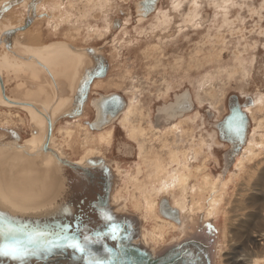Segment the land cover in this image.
Returning a JSON list of instances; mask_svg holds the SVG:
<instances>
[{
    "label": "rangeland",
    "instance_id": "374dc122",
    "mask_svg": "<svg viewBox=\"0 0 264 264\" xmlns=\"http://www.w3.org/2000/svg\"><path fill=\"white\" fill-rule=\"evenodd\" d=\"M5 1L0 0V6ZM37 1L36 10L37 7L38 10L43 7L40 12L45 10L44 12L51 13L36 17L29 28L16 33L20 45L23 44L30 48L31 46H46L55 43L54 40L58 42L64 40L75 47H83L91 43L94 47L100 48L109 61L111 60L109 71L111 68L112 70L107 79L97 82L96 86L103 87V90H96L95 95L101 92H105V94L121 92L127 100V106L133 103L136 105L141 103L143 108H147H145L146 112L149 113V115L147 114L148 119L143 117L142 120L145 127L150 124L151 121L149 122V120L152 113L157 114L160 107L174 102L177 95H180L184 90L192 93L195 103L197 102L196 98L201 97L203 99L202 103L196 104L192 114L187 115V117L189 116L187 119L189 125H185L187 128L193 129L197 140L211 138L213 133L217 131L215 123L223 119L228 113L229 99L232 95H237L241 103L251 98L252 103L255 100L257 103V98L261 97V100L264 98V0H159L154 14L151 13L152 16L144 17V19L142 16L133 19L131 13V15L123 16V13L116 10L117 8H130L134 0H114V7L109 9L111 14L105 16L107 19L101 11L96 14V10H94L91 18L85 20L86 22L84 19L82 21L74 20L72 26L63 24V26L60 25V28L56 27V24L52 25L53 20L59 21L58 16H54L55 11L51 10L54 6L44 5L40 8L42 2L43 4L53 3L54 0ZM24 3H22L23 5L18 4L2 14L3 22L12 24L25 22L30 17L27 16V11L29 9L35 10V7L30 4V1L27 3L26 0ZM32 11L29 13L32 14ZM196 11H198L197 22H186V19ZM164 12L170 14L171 18L165 16ZM167 17L168 20L170 19L169 21H167ZM115 18L121 21L117 26L114 24ZM77 19L81 20L80 16ZM94 19L96 20L94 21ZM171 19L173 24H171ZM74 26L81 28V33L78 36L64 33L67 29L70 31L69 28ZM106 28L108 31L105 30ZM48 32L49 34H46ZM15 41L17 40L15 39ZM9 49V46L0 47V55H3L6 50H11ZM3 56L0 57L1 60ZM18 80L20 79L18 78ZM15 84L17 83L14 81L7 89L14 87ZM255 103L253 106L256 105ZM257 106L264 107V103L263 105L257 104ZM257 106H247L245 110L250 116L254 114L258 119L261 116L263 119L264 110H259ZM9 107L3 105V108H0V124L12 127L23 126L25 132L23 131L22 138L28 140L31 137L28 116L20 109L12 107L10 109ZM207 110L213 112L214 115L208 118ZM77 122L73 125L72 120H61L54 131L57 136V145H61L59 142L70 145L68 150L64 151L67 152L70 159L75 160L82 156L88 145L90 147L94 145L91 143L86 146L81 145L79 143L81 138L77 137L78 130L82 128L81 131L84 134L82 137L90 139L97 137L99 133H91L85 136L87 130ZM122 123L121 117L117 118L116 123L111 126L116 129L114 140H112L113 144L103 145L101 147L103 151L100 149L113 161L118 172L117 175H120L118 176L120 178L118 189L123 187L121 178L124 172L120 173V171H124L125 168L128 170L136 168L139 161V142H141L131 140L127 129H125V124ZM253 124L250 125L251 130H249L247 142L250 141L251 134L254 132ZM66 128L75 131L73 141L68 138L63 140L62 137L65 135L63 136L62 131H66ZM217 136H215V140H217ZM184 138L188 147L189 137ZM215 140L213 137L211 138V141L206 145L205 152L196 162L198 161L197 164L204 163L207 156L209 158L208 171L212 175H221L222 179H233L229 183L230 188L227 189L226 200L218 212L215 223L219 230L217 264H250L251 260L257 264H264V241L261 236L264 233V209L262 205L259 206L260 202L255 201L253 197L255 194L264 193V183H256L260 180V176H256L258 180L255 182L256 178L246 173L253 172V170L250 171L253 164H250L248 169L242 170L236 179L234 175L236 167L232 166L229 171L225 169L227 164L224 161V156L227 145ZM129 142L131 144L129 146L132 148L131 153L128 154L125 144L127 145ZM82 146L85 148L83 149ZM106 146L108 148H105ZM124 147L127 150H124ZM163 154L167 157L165 151ZM127 156H130L128 161L125 159ZM261 157L263 160L258 165L260 169L264 168V152ZM173 167L175 168V166ZM130 193H132L131 190ZM236 205L238 208L234 211L235 208L233 207ZM128 210L132 212L130 208ZM259 210L260 212L257 213ZM255 213H260L261 219H257ZM139 215L141 214L139 213ZM151 224L146 222L143 227L149 230ZM177 236L179 235L176 237L173 235L172 238H177Z\"/></svg>",
    "mask_w": 264,
    "mask_h": 264
},
{
    "label": "water",
    "instance_id": "95a60500",
    "mask_svg": "<svg viewBox=\"0 0 264 264\" xmlns=\"http://www.w3.org/2000/svg\"><path fill=\"white\" fill-rule=\"evenodd\" d=\"M25 1L7 0L0 6V17ZM158 1H136L138 15L148 17L158 6ZM32 2L34 0H30L31 5ZM43 15L36 13L21 25L17 23L19 26L15 25L11 31L0 35V44L7 34L14 35L27 29L36 17ZM55 45L68 47L81 55L83 60V70L73 84L71 101L62 113L52 114L50 104L41 105L37 102L46 111L44 114L35 100L8 98L5 78L0 71L2 98L6 106L20 109L28 116L29 140L42 137L38 134L39 129L45 128L42 141L40 137L37 141L29 142L22 141L19 131L25 132L23 126H0V158L8 159L0 161V253L9 248L19 249L15 256L0 254V264H217L219 232L212 220L194 218L196 221L188 225L182 237L159 246L146 243L142 238V218L130 211L122 212L115 205L113 193L120 178L113 171V161L102 151L88 154L80 161L70 160L50 146L57 141V136L53 134L57 124L83 114L91 84L96 79H104L111 66L104 52L92 45L75 47L63 40L39 48L48 49ZM186 93L190 97L188 110L192 112L196 103L192 93L188 90ZM182 95L176 97L171 105ZM232 98L235 100L232 114L218 125L225 126L221 127L222 135L226 134L224 139L236 146L239 140V144L245 142V132L235 133L234 129L239 124L235 114L238 110L243 116V126L248 124L249 117L242 111L238 96ZM115 103L109 97L101 105L104 108L98 119L102 123L107 117L103 112ZM164 108L165 105L158 109L155 119ZM33 109L40 113L33 114ZM120 110L110 114L116 117ZM178 110L175 109V112L181 116ZM87 123L91 129L100 127L96 120ZM50 161L58 177H50L51 184L41 191L34 194L31 191L26 195L18 191L21 184L10 183L9 178H15L16 174L27 179L31 177L33 182L42 181L48 170L46 164H50ZM55 165L59 170L55 169Z\"/></svg>",
    "mask_w": 264,
    "mask_h": 264
},
{
    "label": "bare ground",
    "instance_id": "6f19581e",
    "mask_svg": "<svg viewBox=\"0 0 264 264\" xmlns=\"http://www.w3.org/2000/svg\"><path fill=\"white\" fill-rule=\"evenodd\" d=\"M66 1L67 2L65 1L62 2L61 0H54L53 3L43 4L42 2L43 5L42 4L40 5V8L41 6L44 5L54 6L53 9L51 10L55 11L56 14H54V16L57 15L59 21L53 20L52 25L56 24V27L58 28H60V25L63 26V24L72 26L74 20L82 21L84 19L85 21L87 19H90L92 16V12L94 10H96V14L97 12L101 11L105 17L106 14L107 15L111 14L109 9L114 7L113 2H115L114 0H66ZM37 2H38L37 0L35 2H32V6L34 7ZM27 3H29V1H27ZM42 8L40 10H42ZM156 8L151 13H153L156 10ZM29 11L31 12L32 10L29 9ZM59 12L60 14H58ZM45 15L48 14L46 13ZM164 15L169 16L170 14L164 12ZM197 15H198V11H196V13L194 12L191 16L188 17V19H186V22L190 23V21H192V23H196ZM78 16H80L81 20L77 19ZM142 18L144 19L143 16ZM169 18L171 17L169 16ZM62 20L63 22H61ZM95 20L96 19H94V21ZM169 20L167 17V21ZM116 22L119 21L117 20ZM6 24H5L6 26H4L5 33L8 32L10 29L14 28L15 25H17V24H12L10 22ZM164 24L166 23L164 22ZM171 24H173L172 19H171ZM19 25H21V23ZM76 26L69 28L70 31L68 29L67 30L65 29L66 31H64V33L71 36H78L81 33L80 31L81 28ZM105 30L108 31L107 28ZM72 31H74V34H72ZM100 33L102 32L100 31ZM0 35L2 34L0 33ZM94 35L96 34L94 33ZM10 36L7 35V37L9 38L5 37L3 39L4 40L3 42L6 44L7 47L9 46L11 50L10 49H9L10 51L6 50V52L3 53V55L6 54L5 56L7 57L3 56L2 54L0 55V57L3 56L2 60L0 59V71L2 72L5 78L6 93L8 98L12 100H17V99H29L33 101L35 100L36 101L35 103L40 108V112L44 114H46V111L42 110L38 103H40L41 105L50 104V109L52 110V114L62 113L71 101L73 84L76 82L78 75L81 74L83 70L82 56L71 51L68 47H62V46H58V48H56L58 50H55V47H49L48 49H41V50L38 48H36V50L30 49L29 52L26 51L20 45L19 43L20 41H18L19 38L18 36H16V34L15 36H11V37ZM15 39L17 41H15ZM3 42L0 44L1 48L6 47ZM58 44L61 45L62 43H58ZM45 53L48 54L46 55ZM18 78L20 80H18ZM14 81L17 84H15L14 87L9 88L8 90L7 87L10 86V84L13 83ZM182 94L183 95L178 99V101L174 105H171V103L168 105L165 104V108L163 110H160L159 116L155 119L156 122L155 126H153L151 122L146 127L144 126L142 120L145 117H147L148 119L147 114L149 115V113L146 112L147 108L145 106L144 107L146 109L143 108L141 103H137L138 105L133 103L130 106H127V108L125 107V110H122L123 113L120 115L121 121L123 122L122 124H125L126 126L125 129H127L128 136L131 138V140H135V141L137 140L141 142H139L140 143L139 161L137 162L136 168L132 170L131 169L128 170L125 168L124 171L122 170L120 171V173L124 172V175L121 178L122 181L121 183L123 187L118 189L120 184L119 186L116 187L113 193V199L116 200L117 203L114 201L115 205L118 206L119 210H121L122 212H128L129 211L128 208H130L133 213L138 215L139 213L141 214L139 216L142 218V238L146 243L150 242L154 246H159L167 243L168 238L172 234L174 235V237H176V235H179L177 236L178 238L185 235L188 229V225L196 221L194 220V218L196 219L204 218L205 220L206 219L212 220L215 224L218 218V214H219L218 212L223 207L224 202L226 200V192L227 189L230 188L229 183L231 180H233L232 178L227 179L225 177H224L225 179H222L221 175L220 176L212 175V173L208 171L209 158H207V156L205 158L206 161L204 163L197 164L198 161L196 162V160L199 159L200 156L205 152L206 145H208V143L211 141V138L213 137V139L215 140V136H217V131L213 133V135L211 134L212 135L211 138H201L200 140H197L195 138L193 129L187 128L185 126L187 124L189 125V123H187L188 122L187 119L189 116L187 117L186 114L189 113L188 100L190 97L186 92ZM178 96L179 95H177V97ZM2 97L3 94L0 90V108H3V105H5L6 103ZM196 100H197L196 104H200L203 102V99L201 97H198V99L196 98ZM260 100L261 97L257 98V103H255L256 100L252 103V98H251L250 103H245V104L248 107L250 106L256 107L257 104L263 105L264 98L263 100L261 101ZM254 103L256 104L255 106H253ZM126 105H128L127 100H126ZM44 108L46 107L44 106ZM171 108L173 109V111H171ZM177 108H179L178 111L182 113L181 116L178 113L176 114L175 109ZM33 110H34L32 111L33 114L40 113L37 112L35 109ZM259 110L261 111L264 110V107L260 106ZM82 115H79L75 119H68V120H72L73 125L78 120L77 123L82 124V126L85 127V130H87V132H85V136L91 133L95 134L91 130L100 131V129L101 130L103 129L104 125L111 123L114 120L111 119L107 122L102 123L101 119H98L97 121L98 124H100V127L97 129L90 130L87 127V125L82 122L81 120V117H83ZM185 115L186 117H183ZM250 120H251V125L254 123L253 124L254 132L251 134L250 141H248L246 145L243 146L244 148L239 153V155H237L232 166L237 168L234 174L235 178L237 179V176L240 175L242 170L248 169V166L250 167V164H253V168L250 170V171L253 170V172L250 173L246 172V173L251 177L254 176V178H256V176H260L261 177L260 180L256 182V180H258L257 177L255 179V182L264 183V168L262 169L258 168V165L263 160L261 156L262 153L264 152V118L262 119L261 116L260 119H258L254 114H252L250 116ZM0 126H9V125L0 124ZM67 130L68 129L66 128V131L65 130L62 131L63 136L65 135L64 137H62L63 140L64 139L66 140V138H68L73 141L74 140L73 137L76 134L75 131L71 129L68 130L67 132ZM81 130L79 129L77 134V137L81 138V141L79 143L83 146L88 145V143L94 145L93 147H90L88 145L87 146L88 148L86 149L85 152H83L82 156L78 159V161L82 160L88 154H93L94 152L95 153L101 152L102 150L101 147L103 145L112 144L113 132H114L113 127L106 128L105 130H103V132L102 131L99 132L97 137L91 139L88 137H82V135L84 134L82 133ZM44 131H45L44 127L39 129L38 134L39 135L41 134L42 137L41 136H40L41 138L34 137L31 138L30 140L28 138V141L29 142L37 141L39 138L40 141H42ZM19 132L22 135L23 131H19ZM248 133L249 132L246 131L245 140L246 139L249 140ZM53 134H55V132ZM184 137H189L188 147H187V141L185 140ZM170 138H172V140H170ZM57 143L52 142L50 146L55 148L61 156L64 155L68 157V159H70L67 152L64 151V150L67 151L70 145H64V143L59 142V144H61L60 147L59 145H57ZM79 143L77 142V144ZM127 145L129 146L131 144L128 143ZM127 145L125 144L126 148ZM84 148L85 147H83V149ZM105 148L108 147L106 146ZM164 151L166 152L167 157L165 156V154H163ZM2 160H8V159L1 157L0 161ZM28 163L29 162L27 161V164ZM46 165L48 167V170H46L45 178L42 181L33 182L31 177L30 179L29 178L27 179L24 178V176L22 177L21 175L18 176V174H16L15 178L14 177L9 178L10 183L21 184V189L18 191L26 195H29L31 191L32 194H34L36 191H41L45 186L51 184L50 177H55V176L58 177L57 173H55L54 170L52 169L54 166V164H52V161H50V164L47 163ZM173 166H175V168ZM55 169L59 170L57 165H55ZM225 169H229V167H225ZM115 173L118 174L117 172ZM78 175H83V174L78 173ZM18 177L20 179H18ZM12 187L16 189L13 185ZM130 190L132 191V193H130ZM180 197H182V199H180ZM253 197L255 201L258 200L260 202L259 206L262 205L264 209V193L262 192L261 194L259 193L255 194L253 195ZM172 208L175 209L171 211ZM233 208H235L234 209L235 211L238 208V206L236 205ZM258 212H260V210L257 211V213ZM257 213H255V215H257L258 218L257 217L255 218L261 219L260 213L259 214ZM146 222L152 223L151 228L149 230L143 227V225ZM261 236L264 241V233H262ZM250 264H257V262L254 263V260H251Z\"/></svg>",
    "mask_w": 264,
    "mask_h": 264
},
{
    "label": "flooded vegetation",
    "instance_id": "af4514ba",
    "mask_svg": "<svg viewBox=\"0 0 264 264\" xmlns=\"http://www.w3.org/2000/svg\"><path fill=\"white\" fill-rule=\"evenodd\" d=\"M137 0H134V2L131 4V6H130V8H128V7H126V8H117L116 10H118V11H120V13H123L122 15L123 16H125V15H131L132 14V16H133V19H138V18H140V16L138 15V11H137V9H136V5H135V2H136ZM139 1V0H138ZM131 7H132V10H131ZM130 9V10H129ZM131 13V14H130ZM154 14V13H153ZM150 16H152V14L151 15H149L148 17H150ZM119 19V18H118ZM117 20H116V18L114 19V24H115V26H117V25H119V22H121V21H119V22H116ZM91 46V43L90 44H88L87 46ZM93 46V45H92ZM108 58V57H107ZM109 60V59H108ZM110 62V65H111V60L109 61ZM111 70H112V68H111ZM111 70L109 71V72H111ZM108 75H109V73H108ZM108 75L104 78V79H107L108 78ZM104 79H96L92 84H91V88H90V93H89V96H88V100H87V102H86V104H85V106H84V111H83V119H82V122L84 123V124H86L87 125V127L91 130V128H90V126L88 125V123L87 122H93V121H97L98 120V118L101 116V114H102V109L104 108H101V105H104V102H105V100L107 99V98H109V97H112L115 101H116V103L115 104H113V106H111V105H109V107H107V111L106 112H103V113H106V118H105V121L104 122H107V121H109V120H111V119H114L111 123H108V124H106V125H104V127H103V129L101 130L100 129V131H98V130H91L92 132H94V133H96V132H101V131H103V130H105L106 128H108V127H111L112 126V124H114V123H116V120H117V118H119L118 116H120L122 113H123V111L122 110H125V107L127 108V105H126V98H125V96L121 93V92H111V93H106L105 94V92H101V93H98V95H95V93H96V90H103V87H101V86H96V83L98 82V81H101V80H104ZM104 83H106V81H104ZM106 85V84H105ZM104 85V86H105ZM187 90H184L182 93H184V92H186ZM181 93V94H182ZM105 96H107V97H105ZM234 95H232V97H233ZM231 97V99H229V104H228V113L223 117V119H221L219 122H217V123H215V128H216V130H217V140L219 141V142H222V143H224V144H226L227 145V151H226V155L224 156V161H226V164H227V167H229V169L232 167V165H233V163H234V161H235V159H236V157H237V155H239V153L242 151V149L244 148L243 146H245L246 145V143H247V139L245 140V142L243 143V144H239L240 143V141L241 140H239L238 141V144H236V146L235 145H233L232 143H230L228 140H226V139H224V137H225V135L223 136L222 135V132H223V129L221 128V127H223V128H225V126H221V125H218L220 122H222V121H224L230 114H232V106H234V104H235V100H234V98H232ZM238 101H239V103L241 104V109H242V111H245L246 113H247V115H248V117H249V124H246L245 126H243L242 127V131H244L245 132V135H246V131H248L249 132V129H250V125H251V120H250V114L248 113V111H246L245 110V107H247L246 105H245V103H250V100L249 99H247L245 102H243V103H241L240 102V99H239V97H238ZM98 103V104H97ZM196 107V106H195ZM121 108V110L119 111L120 113L116 116V117H112V115L110 114V113H114V111L115 110H119ZM193 112V111H192ZM192 112H189V113H187L186 115H189V114H192ZM153 115V116H152ZM186 115L185 116H183V117H186ZM206 115H207V117L209 118V117H212L213 115H214V113L213 112H211L210 110H207L206 111ZM183 117H181V118H183ZM151 121V124L153 125V126H155V114L154 113H152L151 114V118H150V120H149V122ZM114 129V128H113ZM96 131V132H95ZM115 132H116V129H114V132H113V140H114V135H115ZM128 142V141H127ZM130 143V142H129ZM112 144H113V142H112ZM111 144V145H112ZM238 146H239V148H238ZM111 147V146H110ZM241 147V148H240ZM131 148L132 147H130V146H128L127 145V149H125V147H124V150H127V152L126 153H131ZM131 156V155H130ZM130 156H127V157H125V159L128 161V159L130 158ZM68 158V157H67ZM71 160H75V159H71ZM112 167H113V169H114V171L115 172H117V170H116V168H114L115 166L114 165H112ZM229 169H226V170H229ZM118 173V172H117ZM119 176V175H118ZM114 201L116 202V200L114 199ZM117 203V202H116Z\"/></svg>",
    "mask_w": 264,
    "mask_h": 264
},
{
    "label": "snow or ice",
    "instance_id": "6c2138e0",
    "mask_svg": "<svg viewBox=\"0 0 264 264\" xmlns=\"http://www.w3.org/2000/svg\"><path fill=\"white\" fill-rule=\"evenodd\" d=\"M235 118L239 121V124L235 127L234 131L235 133L238 135L240 133V131H242V127H243V116H241L239 114V111L237 110L236 114H235ZM76 247H79V245H76ZM19 252V249L16 248H9L7 251L2 252L0 254H4V255H13L15 256L16 253Z\"/></svg>",
    "mask_w": 264,
    "mask_h": 264
},
{
    "label": "crops",
    "instance_id": "0c3cea01",
    "mask_svg": "<svg viewBox=\"0 0 264 264\" xmlns=\"http://www.w3.org/2000/svg\"><path fill=\"white\" fill-rule=\"evenodd\" d=\"M27 1H30V0H27ZM61 1H66V0H61ZM113 8V7H112ZM37 12H39V13H43V12H40L39 10H33V12H32V15L30 14V16H34ZM46 12H44V14H45ZM48 13H51V12H48ZM47 13V14H48ZM38 14V13H37ZM27 16H29V12L27 13ZM3 20H4V18L3 17H0V33L1 34H3V33H5V31H4V26H6L7 24L6 23H4L3 22ZM4 23V24H3ZM6 24V25H5ZM18 25V24H17ZM53 27V26H52ZM29 28V27H28ZM50 31V30H49ZM46 34H49V32L48 33H46ZM8 35V34H7ZM12 36H15V35H12ZM7 37V36H6ZM54 40V39H53ZM54 41H56V40H54ZM34 42H36V41H34ZM33 44V43H32ZM35 44H37V43H35ZM58 46L59 45H55L54 47H55V50H58V49H56V48H58ZM40 46H31L30 48L32 49V50H36V48H39ZM51 47V46H50ZM30 48H27V49H30ZM27 49H25V50H27Z\"/></svg>",
    "mask_w": 264,
    "mask_h": 264
}]
</instances>
